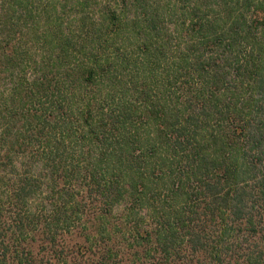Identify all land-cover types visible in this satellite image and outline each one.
<instances>
[{
	"label": "trees",
	"instance_id": "1",
	"mask_svg": "<svg viewBox=\"0 0 264 264\" xmlns=\"http://www.w3.org/2000/svg\"><path fill=\"white\" fill-rule=\"evenodd\" d=\"M41 2L0 0V264H264V0Z\"/></svg>",
	"mask_w": 264,
	"mask_h": 264
},
{
	"label": "rangeland",
	"instance_id": "2",
	"mask_svg": "<svg viewBox=\"0 0 264 264\" xmlns=\"http://www.w3.org/2000/svg\"><path fill=\"white\" fill-rule=\"evenodd\" d=\"M53 1H55V0H53ZM99 1L100 0H95V1L89 0V2H91L94 5H96V3H101ZM41 3H42V6L44 8H48L49 10L52 9V6L49 4V0H42ZM96 6L99 7L100 5L98 4ZM96 6L91 7L93 13H94V11L98 12L97 8H95ZM88 9H90V8H88ZM85 11H87V10H85V9L81 10L80 6H74L73 4H69L64 8V11L58 12V15L67 21H69V20L72 21L74 19L73 16L76 17L80 14L82 15V13H84ZM50 13H52V10H50ZM42 16L45 17V14H42ZM89 16L92 17V15H90V14H89ZM29 46H32L31 42H29ZM134 72H136V70H133L132 76H133V78L135 77L134 79H137L138 78L137 73H134Z\"/></svg>",
	"mask_w": 264,
	"mask_h": 264
}]
</instances>
